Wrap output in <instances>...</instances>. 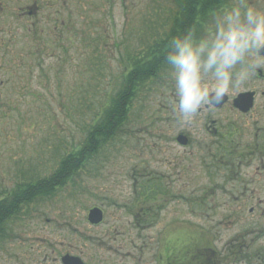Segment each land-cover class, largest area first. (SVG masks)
<instances>
[{
    "label": "flooded vegetation",
    "instance_id": "af4514ba",
    "mask_svg": "<svg viewBox=\"0 0 264 264\" xmlns=\"http://www.w3.org/2000/svg\"><path fill=\"white\" fill-rule=\"evenodd\" d=\"M72 1L0 0V112L34 95L28 81L35 70L42 78L46 48L77 35ZM212 1L194 11L197 36L238 2ZM180 126L157 136V170L137 165L129 184H68L94 154L66 183L49 182L60 157L48 174L0 169V264H264V68ZM196 164L216 182L191 184Z\"/></svg>",
    "mask_w": 264,
    "mask_h": 264
},
{
    "label": "rangeland",
    "instance_id": "374dc122",
    "mask_svg": "<svg viewBox=\"0 0 264 264\" xmlns=\"http://www.w3.org/2000/svg\"><path fill=\"white\" fill-rule=\"evenodd\" d=\"M167 6L171 0L72 1L71 18L76 21L77 35L71 34L74 38L69 42L70 34H63V48L47 47L42 78L35 70L28 81L34 95L26 102L24 98V103L21 97L14 98L18 108L0 112V169H15L18 163L29 169V176L48 174L59 157L82 144L100 107L125 84L127 59L143 48L142 31L146 32L149 19L154 16L156 24L157 14L167 13ZM173 10L175 7L160 18L168 30ZM214 18L206 17V22ZM63 19H69L68 11L63 12ZM168 71L167 65L147 80L134 97L117 136L97 146L94 156L68 184H129L128 175L137 165L143 164L147 173L157 170L152 150L157 136H166L169 128L181 129L174 82L166 76ZM19 158L23 160L18 162ZM193 163L195 159L190 165ZM159 171L168 172L162 167ZM189 173L191 184L216 182L209 169L197 164ZM218 196L214 198L218 200Z\"/></svg>",
    "mask_w": 264,
    "mask_h": 264
},
{
    "label": "clouds",
    "instance_id": "9594fccd",
    "mask_svg": "<svg viewBox=\"0 0 264 264\" xmlns=\"http://www.w3.org/2000/svg\"><path fill=\"white\" fill-rule=\"evenodd\" d=\"M191 26L168 41L163 59L174 82L175 111L191 125L208 104L220 103L245 87L264 68V7L248 0L226 6L197 36Z\"/></svg>",
    "mask_w": 264,
    "mask_h": 264
},
{
    "label": "trees",
    "instance_id": "16d2710c",
    "mask_svg": "<svg viewBox=\"0 0 264 264\" xmlns=\"http://www.w3.org/2000/svg\"><path fill=\"white\" fill-rule=\"evenodd\" d=\"M173 1L175 4H172ZM212 2V0H171V6H167L168 12L157 14L156 24L154 16L149 19L146 32L142 31L143 48L139 53H133L127 59L125 84L115 95H109L100 107L96 121L86 135V140L73 151H67L60 157L59 169L54 177H49V182L66 183L74 174V170L81 168L84 161L97 151V146L108 143L117 136L128 119L134 97L147 80L154 78L161 69L167 66L163 57L169 50L168 41L177 35H182L185 27L196 25L194 20L197 18V13L194 11L201 8V4H204L203 9L205 10ZM171 7H175V11L173 10L170 16L173 20L172 31L164 28L165 24L160 20L162 15L170 14ZM167 26L171 28V21Z\"/></svg>",
    "mask_w": 264,
    "mask_h": 264
}]
</instances>
